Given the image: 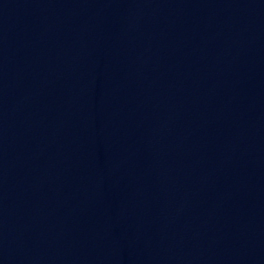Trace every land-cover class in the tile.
<instances>
[{"label":"water","instance_id":"1","mask_svg":"<svg viewBox=\"0 0 264 264\" xmlns=\"http://www.w3.org/2000/svg\"><path fill=\"white\" fill-rule=\"evenodd\" d=\"M0 264H264V0H0Z\"/></svg>","mask_w":264,"mask_h":264}]
</instances>
